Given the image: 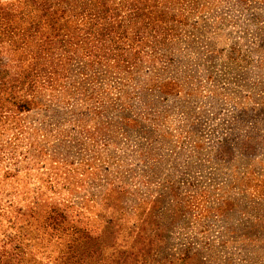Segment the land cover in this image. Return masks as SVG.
Listing matches in <instances>:
<instances>
[{
    "label": "rangeland",
    "instance_id": "1",
    "mask_svg": "<svg viewBox=\"0 0 264 264\" xmlns=\"http://www.w3.org/2000/svg\"><path fill=\"white\" fill-rule=\"evenodd\" d=\"M33 3L0 0V82L20 75L0 98V264L112 261L10 227L52 207L95 237L141 224L120 264H264V0H171L156 41L94 63L79 13L52 30Z\"/></svg>",
    "mask_w": 264,
    "mask_h": 264
},
{
    "label": "trees",
    "instance_id": "2",
    "mask_svg": "<svg viewBox=\"0 0 264 264\" xmlns=\"http://www.w3.org/2000/svg\"><path fill=\"white\" fill-rule=\"evenodd\" d=\"M34 2L36 10L41 11L40 18L52 30H55L57 26L62 28L65 22L76 17L78 13L82 16V21L87 24L88 30H90L88 31L89 36H94V38H87L92 42V45L86 53V56L92 59L93 63L95 59L101 61L103 56H108L106 57L108 59L111 57L115 61L124 58L121 57L122 54L118 51L119 49H137L145 44L144 41L149 34H153L154 41H156L161 29L168 28L167 24L162 22L167 14L165 8H169L171 4V0H114L112 4L93 11L88 10L84 0H58L57 2L54 0H34ZM9 14L10 11L3 10V15ZM41 24V22H36L29 30L39 32ZM65 33L69 38L70 32L65 31ZM30 35L35 37L34 34ZM68 38H65L66 42L70 40ZM42 50L41 47L32 50L33 53L36 51L38 60L42 58ZM101 51L103 52L101 53ZM124 60L126 61L127 57ZM87 67V64L83 65L79 70L86 78L89 77V68ZM54 72L56 73L55 69L49 73V79L54 78ZM19 77L20 75H14L7 82H0V98H3L4 95H7V100L14 98L15 90L19 85ZM49 83L54 85L55 81L52 80ZM30 103L31 100L22 98L20 102H17V107L21 110L27 109L30 107ZM37 215H34L32 219L23 213L22 216H17L11 221L10 227L13 228L17 221L23 219L28 220L25 226L33 227L34 224H38L39 228L47 231L52 237L58 233L60 245L62 243L58 252V254H62L60 261L62 258H66L65 254L73 257L78 256V254H114L109 264H120L121 258H125L123 260L125 262L127 259H132L124 256V254H135L133 250L138 247L137 252L142 253L144 249L142 246L145 244L144 227L141 224L133 225L127 233L124 227L115 222V219L116 221L119 220L115 215L110 218L107 231L97 237L90 229L69 223L70 219L67 217V212L60 208L52 207L51 210H47L43 214L40 212ZM63 234H66V239L62 238ZM123 242L125 243L123 244Z\"/></svg>",
    "mask_w": 264,
    "mask_h": 264
}]
</instances>
